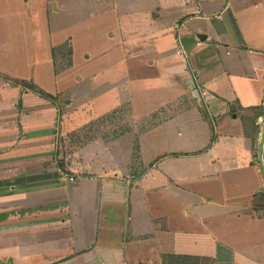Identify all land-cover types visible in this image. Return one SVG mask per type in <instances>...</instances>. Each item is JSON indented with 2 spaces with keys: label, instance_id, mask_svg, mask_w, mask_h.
I'll return each instance as SVG.
<instances>
[{
  "label": "crops",
  "instance_id": "obj_1",
  "mask_svg": "<svg viewBox=\"0 0 264 264\" xmlns=\"http://www.w3.org/2000/svg\"><path fill=\"white\" fill-rule=\"evenodd\" d=\"M8 1L28 16L27 8L35 10L37 4L0 0V143L39 145L44 153L0 157V233L5 236H0V259L9 264H165L162 254L169 253L210 257L212 264H264V115L256 121V142L243 126L246 108L264 104V0H46L51 31L46 26L41 36H50L51 47L69 42L74 59L73 26L92 22L93 30L104 32L95 35L96 42L114 39L100 46L105 67L125 55L133 58L124 50L130 34L161 47L173 35L179 38L182 29L195 34L187 65L173 70L164 85L171 87L172 81L176 87L143 115L162 119L139 133L137 168L132 167L135 138L128 133L109 144L94 140L87 148L90 156L84 151L74 165L52 162L48 151L57 145V134L78 129L64 123L80 108L78 97L71 98L72 110L66 112L59 108L65 89L46 91L52 96L47 97L22 89L25 84L16 86L6 33L10 24L4 19ZM52 48L44 63L57 82L72 73L74 62L55 73ZM149 56L146 64L156 65L158 54ZM187 71L196 78L208 119L184 86ZM99 72L95 69L93 76ZM124 79L96 83L86 74L79 79L78 96L86 91L96 96ZM125 102L130 100L112 109ZM43 130L48 135L25 143L27 134ZM97 146L105 147L104 158Z\"/></svg>",
  "mask_w": 264,
  "mask_h": 264
},
{
  "label": "rangeland",
  "instance_id": "obj_2",
  "mask_svg": "<svg viewBox=\"0 0 264 264\" xmlns=\"http://www.w3.org/2000/svg\"><path fill=\"white\" fill-rule=\"evenodd\" d=\"M47 2L46 0H37V4L33 5V7H36L35 10L32 9V6L27 8V14H30V20L28 15L20 14L15 11L14 1H8V9L6 10L8 16H5L4 19L7 21V25L10 24L8 25L10 28L6 30V33L8 34L9 42L8 50L14 67V74H12V76L15 77V81L19 82V84L15 83L16 86L25 84L22 86V89L26 86L28 89L32 90L33 85H36L38 88L41 85V90L44 92H49L50 90L54 91L55 88L58 89V91L61 88L65 89V91L62 92L63 97L59 101V108L66 112L67 110H72V106L68 104L71 103V98L75 99L78 97L75 104L80 105V108L70 113L69 117L65 118L64 122L68 129H78L68 133L65 131L66 133L57 134V145L48 151L49 156L52 157V162L55 164L63 162L65 165H74L73 162L78 161V159L82 160L84 151L86 157L90 156L87 152V148L94 140H101L104 141L105 144H109V142L119 140L128 133L135 138V144L132 150V167L134 168L135 166L136 168L139 166L138 162L142 159L138 137L139 133L151 127L153 121L162 119V117L154 118L153 115L147 117L143 115L154 110V108L158 106L159 101L166 95H169L168 93H172V89L174 86L176 87L175 83L172 81L170 83L171 87H166L164 85L171 77L173 70L187 65V57L190 58L192 53L191 50L196 48L194 41L195 34L189 32L187 29H182L179 31V38L173 35V39H171L169 43H166L164 47H161L163 45L158 44L157 41H152L150 43L146 42V44L137 42V38L134 36L131 37L130 34L128 36V45L124 47V50H126V54L127 52H133V58H126L125 55V59H122L118 63L112 62L110 66L105 67L106 57L99 55L101 50L100 46L110 43L114 39L104 36L99 43L96 42L95 35L97 36L100 35V33H104L99 32L101 27L97 28L96 30L98 31H96L93 30L94 26L92 22H81L82 24L80 23L73 26L71 33L74 37L73 42H71V38H68V41L74 45L73 49L75 52L74 59L73 56L71 59V63L73 64L74 62L72 73H67L56 82L47 68V63H44L47 62V52L50 54V50L53 47H51L52 42L48 34L45 37L44 35L43 37L41 36V32L43 34V30L46 26L47 29L51 31L49 21L46 17V10L48 9ZM61 22L66 23L64 20H61ZM122 39L125 41L126 36H124V38L122 36L120 40ZM181 46L185 47V51L180 50L183 49ZM163 48L168 51L165 55L158 53L161 52ZM178 50L179 52H177ZM153 53L158 54V62L156 65L149 66L146 64V62H149L146 59ZM10 57L7 58V61ZM166 61L169 63L167 65L163 64ZM3 62L4 64L7 63L2 58L1 63ZM95 69H99L100 71L99 74L95 76L98 77V80L93 76ZM59 72L55 71V73ZM86 74L90 75V79L96 83H100L108 78L111 80L120 79L122 77L128 79H124L121 84L112 89L109 88L101 93H97L96 96L94 93L89 95L88 91L78 96V90L83 88L79 79L83 78ZM19 77L27 79L23 80ZM173 78L174 76H172V79ZM71 84L73 85L71 86ZM93 89L101 88L99 85L97 88ZM62 93L60 92L59 95L62 96ZM88 96L90 97L88 98ZM68 98L70 99L66 101ZM79 98H81V100H78ZM126 100H130V102H125L126 105L123 104L121 107L112 109V107L117 106L118 102L120 103ZM106 111L109 112L104 114ZM100 113L103 114L99 115ZM96 114L99 116L95 117ZM131 131L134 132L132 133ZM40 135H48V132L43 130L41 133L32 132V135L27 134L25 143L30 142L29 139L35 140L34 138ZM54 140L56 141V139ZM11 143L12 142L0 143L1 158L10 159L16 158L19 155L23 157L25 154L28 156L44 153L39 145H34L33 147L22 146V148H20L16 146V143ZM136 143L138 144V150L135 147ZM6 147L10 148L5 149ZM104 148L103 146H97L94 150H96V153L100 154V157L104 158ZM103 161L106 167L109 166V162ZM138 171L141 172V170H137V172ZM64 206L67 207L66 204ZM2 217L7 218L9 216L3 214ZM67 217L69 216L67 215ZM54 221L62 223L61 219H56ZM68 222L71 223L72 221L68 220ZM0 232H2V230H0ZM0 236L5 237L2 233H0ZM0 261L1 264H9L8 259H0Z\"/></svg>",
  "mask_w": 264,
  "mask_h": 264
},
{
  "label": "trees",
  "instance_id": "obj_3",
  "mask_svg": "<svg viewBox=\"0 0 264 264\" xmlns=\"http://www.w3.org/2000/svg\"><path fill=\"white\" fill-rule=\"evenodd\" d=\"M52 54L54 58L55 70L57 72L70 66L72 48L69 42H65L59 46L53 47ZM32 89L34 92H39L47 97H52L47 92H44L40 88L36 87V85H33ZM246 111L247 114L243 117V126L245 134L250 137L254 142H256L260 128V125L256 121L259 116L264 115V104L250 106L246 108ZM135 147L138 150L137 143ZM60 165L63 167V162H61ZM162 259L165 264H212L214 261L210 257H197L169 253L162 254Z\"/></svg>",
  "mask_w": 264,
  "mask_h": 264
},
{
  "label": "water",
  "instance_id": "obj_4",
  "mask_svg": "<svg viewBox=\"0 0 264 264\" xmlns=\"http://www.w3.org/2000/svg\"><path fill=\"white\" fill-rule=\"evenodd\" d=\"M183 80H184V86L185 88L190 92V94L192 95V97L194 99H196L198 106L200 107L203 116L208 119L209 118V114H208V110L206 108L204 99H203V95L202 92L196 82V78L193 75V73L191 71H187L185 73L182 74ZM231 109L234 110L235 107L231 106ZM263 149H264V122H263V126H262V131H261V140H260V158L262 160L263 157ZM263 165V170H264V164L262 162Z\"/></svg>",
  "mask_w": 264,
  "mask_h": 264
},
{
  "label": "flooded vegetation",
  "instance_id": "obj_5",
  "mask_svg": "<svg viewBox=\"0 0 264 264\" xmlns=\"http://www.w3.org/2000/svg\"><path fill=\"white\" fill-rule=\"evenodd\" d=\"M0 264H1V261H0Z\"/></svg>",
  "mask_w": 264,
  "mask_h": 264
},
{
  "label": "built area",
  "instance_id": "obj_6",
  "mask_svg": "<svg viewBox=\"0 0 264 264\" xmlns=\"http://www.w3.org/2000/svg\"><path fill=\"white\" fill-rule=\"evenodd\" d=\"M72 178V177H71Z\"/></svg>",
  "mask_w": 264,
  "mask_h": 264
}]
</instances>
